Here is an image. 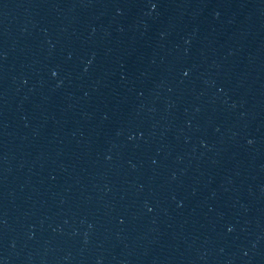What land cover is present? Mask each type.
<instances>
[{
    "label": "water",
    "instance_id": "obj_1",
    "mask_svg": "<svg viewBox=\"0 0 264 264\" xmlns=\"http://www.w3.org/2000/svg\"><path fill=\"white\" fill-rule=\"evenodd\" d=\"M0 264H264V0H0Z\"/></svg>",
    "mask_w": 264,
    "mask_h": 264
}]
</instances>
